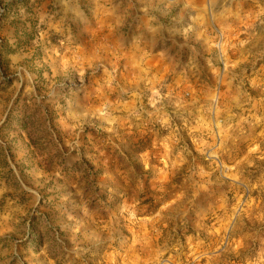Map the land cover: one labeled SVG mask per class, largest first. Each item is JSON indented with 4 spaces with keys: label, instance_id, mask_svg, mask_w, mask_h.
<instances>
[{
    "label": "rangeland",
    "instance_id": "1",
    "mask_svg": "<svg viewBox=\"0 0 264 264\" xmlns=\"http://www.w3.org/2000/svg\"><path fill=\"white\" fill-rule=\"evenodd\" d=\"M0 264H264V0H0Z\"/></svg>",
    "mask_w": 264,
    "mask_h": 264
}]
</instances>
